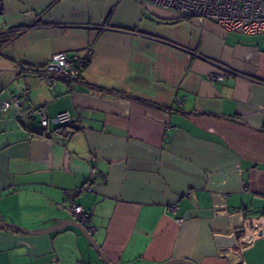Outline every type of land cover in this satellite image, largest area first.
<instances>
[{"label":"crops","instance_id":"0c3cea01","mask_svg":"<svg viewBox=\"0 0 264 264\" xmlns=\"http://www.w3.org/2000/svg\"><path fill=\"white\" fill-rule=\"evenodd\" d=\"M59 51L87 62L49 88L36 68ZM10 95L0 221L47 230L77 203L111 264H264V32L137 0H0V102ZM61 110L78 118L67 136ZM240 227L229 259L214 236ZM0 264L104 262L71 225L0 227Z\"/></svg>","mask_w":264,"mask_h":264},{"label":"built area","instance_id":"2783aa9c","mask_svg":"<svg viewBox=\"0 0 264 264\" xmlns=\"http://www.w3.org/2000/svg\"><path fill=\"white\" fill-rule=\"evenodd\" d=\"M143 4H150L175 12L179 17H199L212 20L225 30H238L246 34L264 32V0H137ZM87 59L76 53L59 51L52 54L50 60L41 67L39 77L44 79L52 88L56 78L65 82H78L80 67L85 65ZM226 70V68L223 67ZM223 74H210L211 81L220 79ZM27 90L22 91V96ZM17 95H10L0 102V109L7 110L12 104H19ZM40 115L41 127H46L48 120L42 110ZM77 116L68 110H61L56 114L59 132L67 136L72 130L71 126L77 122ZM72 218L81 224L89 234L95 232L91 224L90 215L77 203H71Z\"/></svg>","mask_w":264,"mask_h":264},{"label":"water","instance_id":"95a60500","mask_svg":"<svg viewBox=\"0 0 264 264\" xmlns=\"http://www.w3.org/2000/svg\"><path fill=\"white\" fill-rule=\"evenodd\" d=\"M76 226L78 227L81 232L86 236V238L88 239V241L92 244V246L96 249L98 255L100 256V258L102 259V261L104 262V264H111V262H109L106 257L104 256V254L101 252L100 247L98 246V244L96 243L95 239L93 238L92 234H89L85 228L79 224L77 221L75 220H67L65 222H62L60 225L47 229V230H42V231H32L29 230L27 228L21 227L17 224H14L12 222H7V221H0V227H7V228H14L17 229L21 232L24 233H30V234H40V233H51V232H55L58 231L62 228L68 227V226ZM245 232V228L244 227H240L237 228L236 230H234V232L230 233V234H216L215 237V242H216V246L217 248H224V247H228L229 248V255L227 256V258H231L232 257V253L233 251L238 247V238L243 235ZM261 233V232H260ZM241 261L238 260L235 264H239ZM174 263H186V264H194L193 262H190L188 260L185 259H181V258H173L170 260H167L166 262H163L162 264H174Z\"/></svg>","mask_w":264,"mask_h":264},{"label":"trees","instance_id":"16d2710c","mask_svg":"<svg viewBox=\"0 0 264 264\" xmlns=\"http://www.w3.org/2000/svg\"><path fill=\"white\" fill-rule=\"evenodd\" d=\"M40 68H41V67H40ZM40 68H36V70H37V71H38V70L40 71ZM71 127H74V125H72Z\"/></svg>","mask_w":264,"mask_h":264},{"label":"bare ground","instance_id":"6f19581e","mask_svg":"<svg viewBox=\"0 0 264 264\" xmlns=\"http://www.w3.org/2000/svg\"><path fill=\"white\" fill-rule=\"evenodd\" d=\"M86 230V229H85ZM93 234V233H92Z\"/></svg>","mask_w":264,"mask_h":264}]
</instances>
